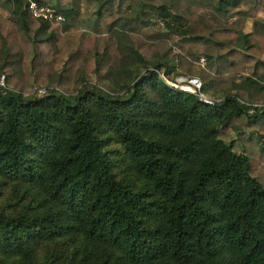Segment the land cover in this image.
<instances>
[{
  "label": "trees",
  "instance_id": "1",
  "mask_svg": "<svg viewBox=\"0 0 264 264\" xmlns=\"http://www.w3.org/2000/svg\"><path fill=\"white\" fill-rule=\"evenodd\" d=\"M36 1L0 0V264H264V0ZM201 58L212 104L167 83Z\"/></svg>",
  "mask_w": 264,
  "mask_h": 264
},
{
  "label": "built area",
  "instance_id": "2",
  "mask_svg": "<svg viewBox=\"0 0 264 264\" xmlns=\"http://www.w3.org/2000/svg\"><path fill=\"white\" fill-rule=\"evenodd\" d=\"M27 11L33 19L42 20L46 22L56 23L64 20V17L56 11V9L50 5L39 3L36 0H28L27 2ZM204 64V59L201 58L199 65ZM169 85L174 88H178L189 93L196 95L201 101L212 104L216 101H219L218 97H213L204 93L202 91V82L200 78L196 75H180L175 77V79L171 82H167ZM6 88V84L4 82V77L0 78V89ZM38 93H43L44 89H35ZM253 107H262L263 103H255L252 105Z\"/></svg>",
  "mask_w": 264,
  "mask_h": 264
},
{
  "label": "rangeland",
  "instance_id": "3",
  "mask_svg": "<svg viewBox=\"0 0 264 264\" xmlns=\"http://www.w3.org/2000/svg\"><path fill=\"white\" fill-rule=\"evenodd\" d=\"M10 17V12H9V10L7 9V8H5V7H2V6H0V18L2 19V20H7L8 18ZM161 25V24H160ZM160 25H157V26H154V27H152L151 29L153 30V31H156V30H159L162 26H160ZM246 28L247 29H249L250 28V21H248V23H247V25H246ZM196 67H195V69H194V73H193V75L195 74L196 76H198V71H199V69L201 68V65H199V64H197V65H195ZM199 77V76H198ZM87 85H94V78L93 77H87ZM77 87V86H76ZM76 87L74 88V89H70V90H68V89H64V88H56L60 93H62V94H66V95H71V94H74L75 92H76ZM103 87V89H105V90H110V88L108 87V86H102Z\"/></svg>",
  "mask_w": 264,
  "mask_h": 264
},
{
  "label": "crops",
  "instance_id": "4",
  "mask_svg": "<svg viewBox=\"0 0 264 264\" xmlns=\"http://www.w3.org/2000/svg\"><path fill=\"white\" fill-rule=\"evenodd\" d=\"M248 30H249V29H247V28H246V31H248ZM207 94H208V93H207ZM208 95H210V96H213V97H214V95H211V94H208Z\"/></svg>",
  "mask_w": 264,
  "mask_h": 264
}]
</instances>
